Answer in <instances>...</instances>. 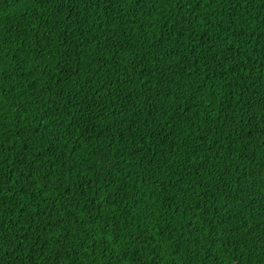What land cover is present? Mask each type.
Masks as SVG:
<instances>
[{"label":"trees","instance_id":"obj_1","mask_svg":"<svg viewBox=\"0 0 264 264\" xmlns=\"http://www.w3.org/2000/svg\"><path fill=\"white\" fill-rule=\"evenodd\" d=\"M0 264H264V0H0Z\"/></svg>","mask_w":264,"mask_h":264}]
</instances>
